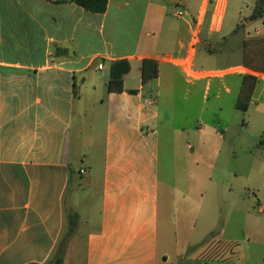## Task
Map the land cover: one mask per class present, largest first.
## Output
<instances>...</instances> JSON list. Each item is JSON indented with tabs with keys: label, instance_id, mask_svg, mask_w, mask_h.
Listing matches in <instances>:
<instances>
[{
	"label": "crops",
	"instance_id": "1",
	"mask_svg": "<svg viewBox=\"0 0 264 264\" xmlns=\"http://www.w3.org/2000/svg\"><path fill=\"white\" fill-rule=\"evenodd\" d=\"M227 4L109 0L107 11L96 14L71 0H0V264H57L61 243L62 264H79L70 234L75 214L86 229L83 264H170L173 244L184 246L187 264H249L238 237L241 230L249 239L255 234L246 209V181L255 169L246 176L228 172V215H216L196 238L195 227L189 230L193 210L182 211L178 199L190 193L164 178L160 116L148 95L154 79H142L147 59L159 63L155 79L163 68L187 82L210 76L193 70L196 47L220 34ZM253 12L231 32L264 21L251 20ZM119 61L131 71L123 92H109L111 64ZM260 68H243L233 105L262 116L254 138L264 137ZM248 76L257 81L242 110ZM219 222L231 233L207 239Z\"/></svg>",
	"mask_w": 264,
	"mask_h": 264
},
{
	"label": "rangeland",
	"instance_id": "2",
	"mask_svg": "<svg viewBox=\"0 0 264 264\" xmlns=\"http://www.w3.org/2000/svg\"><path fill=\"white\" fill-rule=\"evenodd\" d=\"M257 1L228 0L220 34L211 43L202 41L197 45L193 70L196 73L209 72L210 76L202 79L190 77L191 81L187 82L178 73L163 68L161 79L151 81L148 89L160 116L164 178L172 182L177 180L180 189L187 195L190 193L187 199L182 195L178 199L183 201V205L179 203L182 211V207L193 210L189 230L195 227L196 238L202 237L213 226L218 215H228L230 196L226 187L231 178L228 172L246 176L255 169L252 181H246L250 189L246 197L251 199L246 206L251 214L247 216V226L255 234L250 240L241 230L238 237L242 254L249 264H264V213H259L260 204L253 193L259 187L264 198V174H258L259 171L264 173V144H261L264 137H252L263 119L253 109L247 113L235 110L233 105L237 101L243 68L254 63L264 65V21L243 26L236 35L230 29L238 19L245 20L251 15ZM260 71L264 73L263 68ZM227 88L232 89L233 94L227 93ZM250 117L253 123L247 127L245 122ZM214 225V234L207 239H222L223 234L232 231H224L221 222ZM85 230L78 222L71 237L79 264L84 260ZM259 247V257L256 261L251 260ZM171 249L170 264H187L190 255L184 258V246L173 244Z\"/></svg>",
	"mask_w": 264,
	"mask_h": 264
},
{
	"label": "trees",
	"instance_id": "3",
	"mask_svg": "<svg viewBox=\"0 0 264 264\" xmlns=\"http://www.w3.org/2000/svg\"><path fill=\"white\" fill-rule=\"evenodd\" d=\"M55 3H62L65 0H53ZM73 3L78 6L96 14H103L107 11L109 0H71ZM264 18V0H258L257 6L254 9L253 15L251 16V20H258ZM131 71V66L127 61H119L113 62L111 64L110 70V80L108 82V91L109 92H123L124 91V76ZM159 63L156 60L147 59L143 64V83L147 84L150 80L158 78L159 76ZM249 78H252V82L249 81ZM257 81V77L248 76L244 82V86L242 89V100L244 101L243 105L239 104V108L242 110H247L249 100L252 96L255 82ZM136 93V91H132ZM261 144H264V140H262ZM79 217L77 214L71 217L73 227L77 225ZM71 228L70 234H72L75 230ZM63 243L60 244L57 251V264L63 263Z\"/></svg>",
	"mask_w": 264,
	"mask_h": 264
},
{
	"label": "built area",
	"instance_id": "4",
	"mask_svg": "<svg viewBox=\"0 0 264 264\" xmlns=\"http://www.w3.org/2000/svg\"><path fill=\"white\" fill-rule=\"evenodd\" d=\"M178 15H179L180 17L182 16V14H181V13H179ZM221 15H222V14H219V17H221ZM217 27H218V26H213V30H215V31H216ZM99 68H100V69H103V68H104V66L101 64V65H99ZM83 173H84V172H83Z\"/></svg>",
	"mask_w": 264,
	"mask_h": 264
}]
</instances>
